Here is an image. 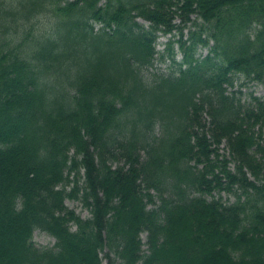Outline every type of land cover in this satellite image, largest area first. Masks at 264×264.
<instances>
[{
  "label": "trees",
  "instance_id": "16d2710c",
  "mask_svg": "<svg viewBox=\"0 0 264 264\" xmlns=\"http://www.w3.org/2000/svg\"><path fill=\"white\" fill-rule=\"evenodd\" d=\"M237 76L264 89V0H0V264H264V95Z\"/></svg>",
  "mask_w": 264,
  "mask_h": 264
},
{
  "label": "rangeland",
  "instance_id": "374dc122",
  "mask_svg": "<svg viewBox=\"0 0 264 264\" xmlns=\"http://www.w3.org/2000/svg\"><path fill=\"white\" fill-rule=\"evenodd\" d=\"M102 2H104V0H102ZM191 19H194V16H192ZM51 20H52V18L48 17V16H44L40 19L41 31L48 29V27L51 24ZM139 21L141 24L147 25L146 22H144L142 20H139ZM179 22H180L179 18H176L174 20V23L176 25H178ZM34 24L37 27V20L34 22ZM170 36H171V38H175V39H177V37H178L177 32L171 33ZM187 36H188L187 31H184L183 32V39L187 38ZM168 38H169V36L162 37L161 35H158V38L156 39V42H155V49L158 52V54L155 57L153 65H151L152 67L143 68L141 70V75L147 80V82H149L153 76L160 75L162 73L167 72V68L169 66L168 61L166 60L164 63H161L159 61L158 57L164 48L165 41H167ZM172 51H173V53H175L177 51L176 46H173ZM198 54L204 55L205 50L199 51ZM175 58H176V60H178L180 58V55L176 54ZM235 86L237 87V89L240 90V92H241L240 96H241L242 100L249 98L250 95L258 96V97H261L264 95V89L261 86L257 85L256 83L249 82L245 78H241L238 76L235 77ZM156 133H158V132L156 131ZM218 154H219L218 155V162H220L224 158H226L227 160L229 159V156H228V153L226 151L224 144H221L218 147ZM230 165L231 164L229 163V166ZM81 183H82V179H81V177H79L78 178V185L80 186ZM71 188H72V185L69 186V189H71ZM214 195H215V197L222 198V200H224L226 202L232 201L233 198L235 197L234 195H231L227 192H221L220 194L215 193ZM65 204L69 209L74 210L81 217L87 218L89 216V213L79 204L78 201L73 200V199H68V200H66ZM33 241H34L35 245L40 247V248H43V247L44 248H51L55 243V239L53 237L49 236L46 233L39 232V231L34 232ZM103 264H106V263L103 262Z\"/></svg>",
  "mask_w": 264,
  "mask_h": 264
}]
</instances>
